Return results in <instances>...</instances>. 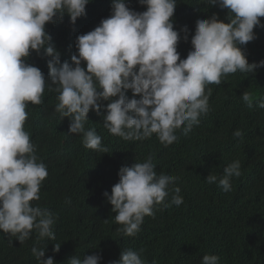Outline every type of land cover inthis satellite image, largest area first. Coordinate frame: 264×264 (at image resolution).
<instances>
[{
    "label": "clouds",
    "instance_id": "1",
    "mask_svg": "<svg viewBox=\"0 0 264 264\" xmlns=\"http://www.w3.org/2000/svg\"><path fill=\"white\" fill-rule=\"evenodd\" d=\"M90 0H0V230L21 244L35 231L37 239L55 240V215L34 205L48 176L47 166L39 161L36 146L25 131L28 102L42 104L45 88L59 93L55 112L69 118V131L83 134L86 148L108 153L95 129L85 130L90 110L103 117V126L125 140H144L154 133L164 145L177 140L182 129L187 135L210 110L209 84L237 71L255 73L264 60L249 63L241 45L255 39V27L264 28V0H203L210 6L227 9V22L213 14L196 21L191 37L192 50L181 58L177 50L188 40V28L174 29L177 0H139L142 12L131 9L126 0H112L111 15L86 34L77 36L78 54L72 63L61 62V54L51 43L46 24L64 15L75 24L86 14ZM35 51L48 59V78L37 66L27 63ZM86 62V67L82 66ZM131 90L132 98L126 93ZM136 96H139L137 99ZM252 106L253 96L242 94ZM103 101H108L105 105ZM264 108V100L257 105ZM103 108V113L101 109ZM234 137L243 138L236 130ZM241 164H228L221 177L209 174L205 180L231 191L233 177L241 176ZM119 181L111 194L103 195L116 213L118 229L125 236H136L144 217L154 216L157 205L179 207L180 188L170 189L178 177L160 174L152 157L132 166H122ZM171 193L170 203H165ZM60 244L53 251L59 252ZM38 264H55L45 257V248H32ZM143 249H125L111 264H146ZM102 257L93 253L83 259L73 255L69 264H99ZM217 255L205 254L201 264H218Z\"/></svg>",
    "mask_w": 264,
    "mask_h": 264
},
{
    "label": "trees",
    "instance_id": "2",
    "mask_svg": "<svg viewBox=\"0 0 264 264\" xmlns=\"http://www.w3.org/2000/svg\"><path fill=\"white\" fill-rule=\"evenodd\" d=\"M126 3L135 11L146 10L139 0ZM111 9L112 0H90L86 14L75 24L67 14L46 24L62 63H72V55L78 54L77 36L94 30ZM214 13L227 22L228 10L218 5L177 0L174 29L187 26L189 30L187 41L180 33L177 50L182 59L192 50L196 21ZM260 20L264 23V17ZM254 32L255 39L240 46L249 63L264 60V28L255 27ZM48 59L43 51L39 55L33 51L26 62L39 67L47 80ZM54 88H45L42 104L28 102L24 129L48 171L40 199L32 203L55 215L56 239L39 240L33 231L21 244L0 230V264H38L33 247L45 248L44 258L53 257L55 264H69L73 255L83 259L93 253L102 257L99 264H111L125 249H143L146 264H201L205 254L217 255L218 264H264V108L257 106L264 100V67L255 73L237 71L223 77L219 85H207L206 93L211 89L208 114L187 135L177 130V140L170 145L162 144L155 133L144 140L113 135L103 126L102 115L90 110L85 130L94 128L108 153L86 148L82 133H70L69 118L61 119L55 112L59 93ZM244 92L253 96L251 107L242 100ZM126 95L132 98L133 93L128 90ZM236 130L243 133L242 139L234 137ZM149 156L158 175L178 177L169 187L180 188L183 203L157 205L154 216L144 217L136 236H125L118 231L123 226L115 221L116 213L103 193L111 194L122 166L144 162ZM235 160L240 161L242 174L232 178L231 191L206 182L210 173L221 177ZM170 201L171 193L165 203ZM54 244H60L59 252L53 251Z\"/></svg>",
    "mask_w": 264,
    "mask_h": 264
}]
</instances>
